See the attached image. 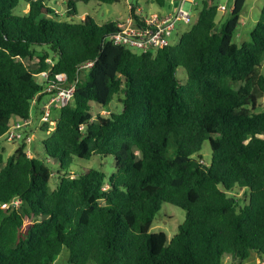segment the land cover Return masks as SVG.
<instances>
[{"label":"trees","instance_id":"1","mask_svg":"<svg viewBox=\"0 0 264 264\" xmlns=\"http://www.w3.org/2000/svg\"><path fill=\"white\" fill-rule=\"evenodd\" d=\"M20 1L0 0V137L13 117H30L56 74L77 82L43 139L45 157L29 155L25 140L6 161L0 151V264H55L65 248L67 264L264 259V4L241 45L234 37L246 0H234L221 25L220 5L204 1L177 43L139 52L109 39L124 21L64 20L47 0H24L28 12L16 14ZM79 1L120 0H67L69 16ZM168 1L180 0H150ZM116 97L121 111L110 109ZM93 103L109 114L94 117ZM205 141L210 162L200 154ZM95 154L112 155L116 172L72 174L74 156ZM14 198L18 207L2 206ZM163 202L186 212L171 238L150 230Z\"/></svg>","mask_w":264,"mask_h":264},{"label":"rangeland","instance_id":"2","mask_svg":"<svg viewBox=\"0 0 264 264\" xmlns=\"http://www.w3.org/2000/svg\"><path fill=\"white\" fill-rule=\"evenodd\" d=\"M204 1L218 4H225L227 6V13L225 17L222 16V13L219 12L217 21L221 25L229 16L231 8L234 4V0H194L191 2H187L184 4V8L191 12L193 15V21L191 23L180 22L177 26V29L171 39L172 43H177L181 37V35L188 31L194 20L196 19L200 9L202 8ZM133 2H137L138 15H145L151 12L157 13H168L174 11L179 6V1H168L164 5H159L155 2H150V0H133ZM47 4L53 9H55L59 13V18L64 20H80L85 17L87 14L95 17L99 22L106 21H114L121 20L126 21L130 16V8L129 2L127 0H120L114 3H105L98 1H90L89 3L77 2V15L75 17L69 16L67 12V0H47ZM197 4V6H196ZM264 4V0H246V3L243 7V12L241 15L240 22L237 27V34H235L234 40L238 45H241L243 42L251 40V30L254 28L256 22L259 19L260 10ZM29 10V4L21 0L19 5L14 9L16 14H25ZM180 76L187 77L184 68H179ZM39 82H43L44 76L38 75L37 77ZM113 107L110 108L112 110L121 111L122 110V102L116 97L115 100L110 104ZM34 106L33 107V122L29 129V135H31L32 140L26 141L27 148L26 150H31L33 155H37L41 158L45 157V150L43 146V139L46 138L53 132L56 128L57 120L60 116V107L52 108V116L49 121L50 131H45L41 129L42 124H40L41 112L40 109ZM260 109H264V98L261 101ZM98 113L102 115H108L109 112L107 109H103L99 107L95 103H93V116L95 117ZM13 122H20L21 124L25 123V119L22 117L15 116L12 119ZM23 140L9 141L6 136L0 137V151L4 156L5 161L7 158L12 155L15 150L20 146ZM204 160L206 162H210L212 158V149L209 141H205L203 143L202 149L200 151ZM49 165L53 168L56 166L53 163L49 162ZM97 168L104 171L107 175V179L110 175L116 172V164L114 157L112 155L103 156L99 154L93 155L91 158H80L74 156L71 169L72 174L76 175V172L79 173L85 168ZM74 170V171H73ZM59 183L57 173L54 174L53 178H51L50 186L52 189L56 188ZM230 195H236L240 199V204H244L245 200L243 198V191H239L236 193V190L229 192ZM186 217V212L179 206H176L169 202H163L160 210L157 212L153 224L151 226L152 232L165 231L168 234V237L171 238L178 232V226L182 222H184ZM67 254L68 249L65 248L62 254L58 257L55 264H67ZM262 259L256 254L252 253L251 257L243 264H262ZM224 264H232L231 255H225Z\"/></svg>","mask_w":264,"mask_h":264},{"label":"built area","instance_id":"3","mask_svg":"<svg viewBox=\"0 0 264 264\" xmlns=\"http://www.w3.org/2000/svg\"><path fill=\"white\" fill-rule=\"evenodd\" d=\"M130 8V16L124 21V26L112 33L109 37L114 45L123 46L139 52L156 51L169 44H173L171 39L180 22L191 23L193 15L190 11L184 8V4L194 0H180L179 6L174 11L168 13L151 12L145 15L131 14L134 6L133 0H127ZM95 63V60H89L81 63L78 66V75H83ZM40 75L47 77L48 72H42ZM76 82H68V75L66 73H59L55 75L52 82L48 83L43 93L47 94V99L40 105V124L50 121L53 107H63L70 103L74 97ZM36 102L34 101L33 107ZM109 112V111H108ZM33 109L30 117L25 119V123L11 121V126L6 134L9 141L28 140L31 141L28 127L33 122ZM29 155H33L32 151L28 149ZM19 201L17 198L10 202L2 204L4 208L18 207ZM264 264V259L261 261Z\"/></svg>","mask_w":264,"mask_h":264},{"label":"crops","instance_id":"4","mask_svg":"<svg viewBox=\"0 0 264 264\" xmlns=\"http://www.w3.org/2000/svg\"><path fill=\"white\" fill-rule=\"evenodd\" d=\"M219 12L222 13V16L225 17L226 13H227V6L225 4H219ZM197 6V4H196ZM84 18V17H83ZM176 31V30H175ZM47 99V97H45L43 100L45 101ZM37 104H35L36 106ZM41 105V104H40ZM40 105L38 106V108L40 109Z\"/></svg>","mask_w":264,"mask_h":264}]
</instances>
